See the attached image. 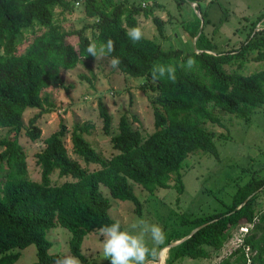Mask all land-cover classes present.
<instances>
[{
    "label": "trees",
    "instance_id": "obj_1",
    "mask_svg": "<svg viewBox=\"0 0 264 264\" xmlns=\"http://www.w3.org/2000/svg\"><path fill=\"white\" fill-rule=\"evenodd\" d=\"M73 1L0 0V129L10 132L0 136V264L13 263L19 249L29 244L34 245L36 257L30 264L56 261L58 256L48 252L50 242L45 237L54 225L68 232L69 253L79 257L81 264H89L80 252L82 241L101 226L117 221L108 214L110 204L102 188L112 198L130 201L136 214L140 213L141 203L131 183L149 194L172 188L179 195L183 191L180 168L189 152L200 150L218 157L214 134L204 127L205 123L222 124L214 110L244 116L246 111L264 103V69L241 73L247 60L264 59V28L254 31L264 11L256 16L237 46L221 52L201 43L196 19L191 25L187 23L189 34L196 36V44L200 45L183 52L171 45L162 48L154 39L144 36L133 43L126 35L127 29L137 26V16L146 17L150 12L127 0H80L84 16L95 18L94 33L87 37L84 26L64 30L55 18V10L68 12ZM202 18L200 15L201 21ZM151 21L157 36L163 38V21L155 16ZM27 32L35 34L16 53ZM71 37L75 44L70 42ZM108 39L114 41L115 49L106 58L119 57L117 71L144 77L146 87L155 93L151 99L153 130L143 137L125 115H120L115 133L109 138L115 152L104 158L85 139V125L70 131V155L64 139L68 131L60 122L43 138V147L35 153L39 179H30L25 153L17 139L23 112L38 110L28 119L24 130L27 138L35 141L40 136L36 118L51 111V103L41 92L67 89L69 84L61 72L82 60L93 59L87 53L89 43ZM188 57L195 59L196 67L191 72L177 67L175 82L152 78L153 64L178 65ZM96 108L102 130L108 134L110 115L100 98ZM79 160L97 167L88 169ZM54 171L69 178L53 184L50 175ZM262 187L264 176L251 174L231 194L223 209L181 216L174 238L198 228L169 250L165 264L183 258L205 259L210 251L221 248L234 228L249 223L252 226L247 227L239 245L214 264H264V209L255 212L253 207L255 192ZM248 194L251 195L247 198Z\"/></svg>",
    "mask_w": 264,
    "mask_h": 264
},
{
    "label": "rangeland",
    "instance_id": "obj_2",
    "mask_svg": "<svg viewBox=\"0 0 264 264\" xmlns=\"http://www.w3.org/2000/svg\"><path fill=\"white\" fill-rule=\"evenodd\" d=\"M75 1L68 12L60 13L56 9L55 18L64 30L84 26L83 33L91 37L95 31L93 27L95 18H86L81 1ZM127 2L139 3L140 6L149 9L150 13L146 17L141 15L136 17L137 26L142 29L144 37L154 39L162 48L171 45L180 48L183 52L193 51L194 47L200 45L196 44L197 41L189 34L187 23L190 24L196 19L201 29V43L221 52L237 46L246 36L256 16L264 11V0H195V8L186 0L181 2L127 0ZM200 15L203 21L200 20ZM152 16L163 21V38L157 36L155 25L151 21ZM260 22L255 24L254 31L264 27V21ZM34 34L25 33L24 40L17 46L16 53L23 50ZM70 42L75 44V38L71 37ZM253 55L255 54H250V58ZM109 60L110 58L99 61L93 58L86 62L82 60L73 68L61 72L65 83L69 84L67 89H46L41 92V95H46L51 103V111L42 112L36 118L35 124L40 129V136L35 141H30L24 130L28 127V119L38 110L28 109L23 112V125L17 139L25 153L27 174L30 179H39L35 153L43 147V138L53 132L60 122L68 131L64 139L70 155V131L75 126L85 125L87 127V132L83 133L85 139L104 158L115 152L109 138L115 133L120 115H125L127 121L138 129L143 137L153 130L151 99L155 93L146 87L148 84L143 82L144 77L119 73L116 68L110 66ZM261 69H264V59L258 61L249 59L244 63L241 73L248 74ZM99 98L110 115L108 134L103 132L101 119L97 113L96 104ZM214 113L222 124L218 126L205 123L204 127L214 134L213 142L218 157L214 158L200 150L189 152L180 168L182 193L178 195L174 189L166 188L149 194L140 186L131 183L132 190L141 203L140 213L136 214L130 201L112 198L105 189H101L110 204L109 216L119 220L123 229H130L138 218L162 227L165 233L163 243L154 246L148 241L149 248L156 252L155 258L149 256L148 264L166 263L169 248L180 239L174 236L181 216L219 211L227 205L236 188L241 186L251 174L254 177L264 176V103L260 107L246 111L244 116L228 114L219 109H215ZM7 133H10L8 129H0V136ZM79 162L88 169L97 167L94 164H85L81 160ZM68 178L60 177L54 171L50 175V182L57 184ZM169 183L172 184V180ZM255 193L253 207L257 212L264 209V187L259 188ZM250 195L248 194L247 198ZM245 226L249 228L252 224ZM244 231V226L234 228L230 238L221 248L218 251H210L209 257L205 259L183 258L169 264H214L237 247ZM45 237L50 242L49 253L57 254L58 257L70 254L67 244L68 232L65 229L54 225L46 231ZM103 239L98 231L89 233L82 241L80 252L89 264H109L108 259L102 254ZM165 240L170 241L165 243ZM35 260V247L29 244L19 249L18 258L11 264H30ZM50 264H55V261Z\"/></svg>",
    "mask_w": 264,
    "mask_h": 264
},
{
    "label": "clouds",
    "instance_id": "obj_3",
    "mask_svg": "<svg viewBox=\"0 0 264 264\" xmlns=\"http://www.w3.org/2000/svg\"><path fill=\"white\" fill-rule=\"evenodd\" d=\"M127 37L137 43L143 39V31L139 26H134L126 31ZM115 49L114 41L91 42L87 47V53L95 61L105 59ZM119 57H111L110 66L115 69L120 64ZM177 67L186 72H191L196 67V61L192 57L182 60L178 65L156 63L151 68V76L154 80L168 79L175 82ZM103 236L102 254L108 259L109 264H148L151 255L156 256L154 249H150L148 241L154 246L163 243L165 233L161 226L149 224L143 219H137L130 229H123L119 220L101 226L99 229ZM55 264H81L79 257L65 254L56 259Z\"/></svg>",
    "mask_w": 264,
    "mask_h": 264
},
{
    "label": "water",
    "instance_id": "obj_4",
    "mask_svg": "<svg viewBox=\"0 0 264 264\" xmlns=\"http://www.w3.org/2000/svg\"><path fill=\"white\" fill-rule=\"evenodd\" d=\"M189 4L190 5H192L193 6V8H195V4L193 3L192 4V2H189ZM196 11V10H195ZM197 12V11H196ZM200 33V28H199V30H198V34ZM197 34V35H198ZM198 227H196V228H194V229H192L190 232H188L186 235H184V236H182L178 241H176L175 243H173L172 244V246L169 248V250L171 249V248H173V247H175L177 244H179L182 240H184L185 238H187L194 230H196ZM168 250V249H167Z\"/></svg>",
    "mask_w": 264,
    "mask_h": 264
},
{
    "label": "crops",
    "instance_id": "obj_5",
    "mask_svg": "<svg viewBox=\"0 0 264 264\" xmlns=\"http://www.w3.org/2000/svg\"><path fill=\"white\" fill-rule=\"evenodd\" d=\"M259 21L263 22V21H264V17L261 18V20H259ZM259 21H258V22H259ZM258 22H257V23H258ZM261 22H260V23H261ZM260 23H259V24H260ZM262 28H264V27H262ZM195 38H196V36L193 37V40H195Z\"/></svg>",
    "mask_w": 264,
    "mask_h": 264
},
{
    "label": "built area",
    "instance_id": "obj_6",
    "mask_svg": "<svg viewBox=\"0 0 264 264\" xmlns=\"http://www.w3.org/2000/svg\"><path fill=\"white\" fill-rule=\"evenodd\" d=\"M240 228H242V227H240ZM244 228H245V231H244V232H246L247 226L244 225ZM238 245H239V244H238ZM238 245H237V246H238ZM244 249L247 250V247H244Z\"/></svg>",
    "mask_w": 264,
    "mask_h": 264
}]
</instances>
